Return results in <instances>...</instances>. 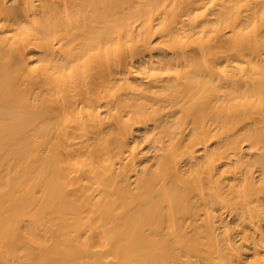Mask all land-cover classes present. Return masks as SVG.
Wrapping results in <instances>:
<instances>
[{"label":"bare ground","instance_id":"6f19581e","mask_svg":"<svg viewBox=\"0 0 264 264\" xmlns=\"http://www.w3.org/2000/svg\"><path fill=\"white\" fill-rule=\"evenodd\" d=\"M0 264H264V0H0Z\"/></svg>","mask_w":264,"mask_h":264}]
</instances>
